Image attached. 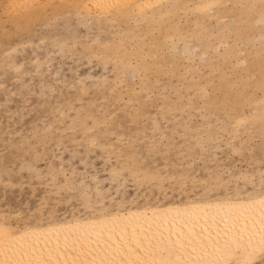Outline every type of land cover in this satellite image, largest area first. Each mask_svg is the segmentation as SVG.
I'll use <instances>...</instances> for the list:
<instances>
[{
  "label": "bare ground",
  "instance_id": "6f19581e",
  "mask_svg": "<svg viewBox=\"0 0 264 264\" xmlns=\"http://www.w3.org/2000/svg\"><path fill=\"white\" fill-rule=\"evenodd\" d=\"M53 1L8 0L3 6L9 14L24 12L25 20L50 15L48 18L57 19L62 11L69 17L75 16L85 35L73 40L70 51L81 50L75 54H83L88 63L98 60L103 72L78 73L75 69H71L70 75L53 72V59L48 54L51 51L47 49L49 43L42 38L32 50L35 53L46 49L45 59H30L34 69L27 72V80H22L19 87L33 89L38 77L42 91L39 96L46 104L48 92H55L58 84L77 86L82 94L93 88L94 96H102L92 98L75 111H71L70 105L59 109L50 107L53 118L44 122L43 131L68 137L80 132L88 136L87 145L92 151L103 146L96 137L98 129L116 112H108L110 109L103 102L99 104L100 99L115 98L133 111L138 109L136 114L140 115L149 101L170 98L165 93L166 85L161 84L157 94L151 89V75L161 72L170 63L180 65L179 59L183 61L181 65L186 63L181 76L188 84L182 78L174 83L176 98L169 106L174 110L182 102V106L200 112L199 124H195V114H181L180 125L184 130H192L194 125L196 130L204 125L209 127L207 136L199 141L202 150L199 158H191L188 163L150 168L145 165V157H140L138 146L124 158L119 152L114 157L117 164L111 163L106 169L109 176L101 177L98 171L81 172L73 164L67 169L64 160L54 156L60 163L50 159L45 175L49 176L48 183L57 188L49 187L45 191L34 212L24 217L21 212L0 210V264H28L34 258L33 249L51 259L52 264L263 262L264 205L260 201L264 199V168L235 172L232 166L219 164L213 168L203 167L207 174L203 176L196 161L202 160L205 165L208 160L218 163V149L239 154L257 130H264V0H103L116 3L118 6L114 8L97 7L102 0H56L59 5L49 7ZM37 3L43 5L30 9ZM70 20L67 18V22ZM181 22L186 24V31L179 25ZM93 32L96 35L86 40ZM103 33L110 36L103 37ZM243 34L247 38L238 37ZM218 38L223 49L211 51ZM53 43L60 53L68 48L62 40ZM18 50L15 46L0 53V70L21 71V65L15 61ZM218 56L231 61L232 66L228 74L221 70L219 84L213 85L212 73L222 64L216 63ZM111 63L113 69L108 68ZM203 65L212 69L205 72ZM252 76H258L257 86L263 89L259 98L248 89ZM135 79L138 82L133 86L130 82ZM160 82L159 79L154 81L156 86ZM240 84L246 94L245 101L250 104V113L237 110L233 116L226 113L224 119L218 113L216 126L206 121L212 117V110L220 107L215 99L228 98L227 86L239 89ZM121 87L126 91H121ZM0 88L7 89V86L0 82ZM184 88L192 92L185 101ZM242 96L234 94L232 102L235 104ZM194 98L202 99L203 105L198 106ZM8 101L11 102V98ZM132 101H138V107L131 104ZM213 105L216 107H211ZM98 113L103 114L102 119ZM172 114L174 119L167 118V124L175 123L178 118ZM153 125L155 141L149 145V151L158 152L159 137L174 144L157 116ZM177 127L178 124L172 130ZM66 130L70 131L64 134ZM19 137L21 143L28 139L27 135ZM190 139L185 137L183 144L188 146ZM133 144L128 142L129 148L134 147ZM28 148L33 152L31 146ZM104 150L106 165L112 159V150ZM90 152L86 151L82 159L85 168L91 165ZM32 155L26 166L42 177L44 173L36 166L39 155L35 152ZM105 180L109 187L104 185ZM131 181L134 194L128 193ZM51 196H55L58 203L80 200L83 208L73 205L69 214H60L56 205L50 204Z\"/></svg>",
  "mask_w": 264,
  "mask_h": 264
},
{
  "label": "rangeland",
  "instance_id": "374dc122",
  "mask_svg": "<svg viewBox=\"0 0 264 264\" xmlns=\"http://www.w3.org/2000/svg\"><path fill=\"white\" fill-rule=\"evenodd\" d=\"M7 1L8 0H0V53L8 48L17 46L19 50L16 52L15 61L18 65H21V71L0 70V82L7 86V89L0 88V210L12 213L21 212L24 217L34 212L40 205L42 201L41 197L45 194V191L49 187L53 189L57 188V186H52L51 183H48L47 179L49 176L45 175L47 163L50 159H53L56 164L60 163L54 156L61 157L67 169L73 164L81 172L87 170L90 172L98 171L101 177L109 176L106 169L110 168L111 163L117 164L114 157L118 155L119 152H121L124 158L130 152L132 153L135 151V148H138V146H140L139 151H141V153H139L140 157H145V165H149L150 168L158 166L164 167L167 163H188L191 158H199L198 154L202 151L199 141L201 138L207 136L206 129L209 125H204L201 128L198 127L197 130L196 125H194L192 130L186 131L180 125V120L183 119L182 115H186L190 112L195 114V124H199L201 122L200 112L190 109L189 106H182V102L179 103L176 107L177 109L174 110H171L169 106L170 103L174 104L176 98L172 88L174 83H176L179 78H182L183 81L188 84L183 76H181L185 72L186 65V63L181 65L183 63L181 59L178 60V64L181 62L180 65L170 63L164 70H161V72H153L151 75L153 81L150 83L151 89L157 94L160 91L158 88L161 87V84L166 85L165 93L169 95L170 98L164 99L161 97L149 101L140 115L136 114L138 109L133 111L132 108L125 107L123 102L117 101L115 98L109 97L108 100L100 99L99 104L103 102L105 104L104 106L110 109L108 112H116L114 117L106 119V122L102 123L98 129V136L96 137L104 143L103 146L100 145V147L92 151L87 145L89 141L88 136L82 135L80 132L68 137L60 135L58 132H51L48 129L47 130L51 133L43 131L42 127L44 122L53 118L50 107L59 109L63 106L66 108L70 105L72 106L71 111H75L82 109L83 105L91 102L92 98H100L102 95L99 94L94 96L93 88L82 94L77 86H63L58 84L59 86H56L55 92H48V104H46L43 102L44 99L39 96V93L42 95V91L38 86V77H35L36 83L33 89L20 88L21 81H25L28 78L27 72H31L34 69L33 65L29 63L30 59L36 57L45 59L46 56V49H40L33 53L32 48L38 45L42 38H46V43H49L47 49L51 51L48 54L53 59L51 68L53 72L58 71V73L64 75H70L72 72L71 69L77 70L78 73H84L86 71L102 73V65L98 64V60H92V62L88 63L87 58L83 57V54H75L79 53L81 50L70 51V49L73 48V40L80 36L82 38L85 35V30L77 25L75 16L69 17L67 16L68 13H63L65 11H62L57 19L48 18L51 17L50 15L45 18L34 17L25 20L24 12H12L9 14L8 10L5 11V6L3 5L5 3L7 4ZM41 5H43V3H37L30 9L34 7L39 8ZM53 5L58 6L59 4L54 0L50 3L49 7ZM2 11H5V13ZM67 18L71 20L67 22ZM179 25L185 30L186 24H184V22H181ZM94 33L96 35V32H93L86 40H89ZM103 35V37L107 38L110 36V33H103ZM223 36L222 34L220 35L221 38ZM238 37L244 39L247 38V35H238ZM221 38L213 42L211 51H221L223 49L220 45ZM234 39L237 38L234 36ZM57 40H62L68 45L67 49H63V53H60L57 46H54L53 42ZM224 60L225 59L221 56L216 58V63L222 62V64L220 69L218 68L212 73L214 82L211 83L213 85L219 84L218 77L221 70L227 74L230 73V67L232 66L231 61L226 62ZM203 66L205 72L212 69L210 66ZM108 68L113 69V64H109ZM155 68L156 67L153 68V71H155ZM195 75L197 76V74ZM156 79L161 81L160 85L157 84L156 86L154 83ZM251 81L252 83L248 88L250 93H253L255 97H261L263 89L257 86L258 76H252ZM136 82H138V79L130 83L133 85V83ZM135 87H139V85L135 84ZM227 88L229 94L228 98H216L215 103L220 107L218 110H212V117L206 119V121L210 120L212 124L216 123L214 126L217 125L215 119L218 113L221 114L220 116L223 117V119L226 117V113H231L230 116H233L237 113V110L240 111V113H250L251 107L250 104L245 101L246 94L244 93L242 84L239 85V89L230 88L229 86H227ZM120 90L126 91V88L123 89L121 87ZM237 93L243 96L234 104L232 102L234 100L233 95ZM214 94L215 93H213V95ZM183 95L185 96V99H183L185 101L186 98L192 95V92L184 88ZM9 98H11V102L8 101ZM78 98H83V100H78ZM194 99L198 103V106L203 105V103H201L202 99ZM131 104L138 107V101H132ZM210 105L211 104L208 106ZM223 105L225 107H223ZM211 107L216 106L213 105ZM183 109L185 111H183ZM205 111L206 109L204 108L203 112ZM171 112L175 113L178 118L175 119V123L167 124V118L171 120L174 119ZM97 115L99 118H103L102 113H98ZM156 116L159 122H161L162 127L165 128L166 132L172 137L174 144L168 142L167 139L159 137L157 139L158 152L154 151V153H152L149 151V145L155 141L152 137H154L153 122ZM177 124V129L172 130ZM191 125H193V122H191ZM10 131L17 132L18 134L14 136L9 133ZM69 131L70 130L64 131V134ZM20 135L28 136L25 143L20 142ZM185 137L192 138L188 146L183 144ZM130 141L132 144L134 143V147L132 148L128 146V142L130 143ZM26 144L31 146L33 152L39 155L36 166L44 173L42 177L36 173H32L26 166L33 158V152H30L31 150H29ZM61 147H65V149H60ZM117 147H120L122 151H119ZM108 148L112 150V159L105 165L104 157L107 154L104 149ZM89 150L91 152L88 154V161L91 165L85 168L82 159L85 152ZM190 153H192V155H190ZM218 153V163L213 160H208L205 165L202 160L196 161V165L201 166L199 171L201 175L207 176L205 170L202 169L203 167L213 168L219 164L223 166H232L235 172L245 169L254 170L257 167L264 168V130H257L255 135L248 140L239 154H234L229 149H218ZM67 172H69V170ZM106 180L104 181V185L109 187V183ZM128 185V193L134 194V183L131 181L128 182ZM49 202L51 205H56L60 214H69L70 211L73 210V205L78 208H83L82 205H80V200L76 199L72 200L70 203L64 201L58 203V200H55V196H51ZM256 264H264V261Z\"/></svg>",
  "mask_w": 264,
  "mask_h": 264
},
{
  "label": "snow or ice",
  "instance_id": "6c2138e0",
  "mask_svg": "<svg viewBox=\"0 0 264 264\" xmlns=\"http://www.w3.org/2000/svg\"><path fill=\"white\" fill-rule=\"evenodd\" d=\"M118 5L116 3H104L103 0L101 3L97 4V7H109V8H114L117 7ZM262 205H264V199L260 201ZM32 256L34 257L33 259H30L28 264H52L51 259L45 258L43 253H37L35 249H33Z\"/></svg>",
  "mask_w": 264,
  "mask_h": 264
}]
</instances>
